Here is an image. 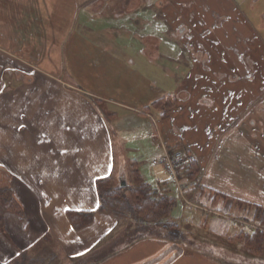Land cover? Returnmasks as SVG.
<instances>
[{"label": "rangeland", "instance_id": "1", "mask_svg": "<svg viewBox=\"0 0 264 264\" xmlns=\"http://www.w3.org/2000/svg\"><path fill=\"white\" fill-rule=\"evenodd\" d=\"M30 1L0 0V185L7 183L15 199H18L17 201L24 206L26 213L31 212L29 217L19 216L15 212L5 213V224L0 229V241L2 240L0 252H9L10 254L0 256V264L13 260L17 261L23 253L26 255V261L32 260V264H85L135 238H141L152 233L158 234L163 239L185 244L188 248L209 251L213 253L214 261H217L218 264H264V125L259 123L256 124L255 140L251 139L250 130L248 135L246 132L244 135L242 133L239 135L240 143H245L243 144L244 148L242 144L237 145L238 150L233 149L231 144L229 145L232 148L229 150V158H226L227 156L224 154L223 145L218 147L215 156V158H219L218 164L220 162L233 164L237 156L232 155V153L242 151V148L250 155L243 151L245 158L235 162L234 169L236 165L239 169L233 170L234 175L230 174L231 169L224 171L221 168L220 171L218 168L219 174L224 171L222 172L223 175L212 176L214 186H207V188H212L208 190L205 189L206 186L199 177L200 166L195 156L193 157L189 152H186L178 143L167 149L170 152L181 151L187 155V162L180 171L178 184L170 180L161 164L156 163L158 152L152 153V149L144 147L143 143L146 142V138L139 140L137 136V140L135 139L130 145V149L133 148L135 151L130 155L132 158H129L127 154L125 155L124 163L127 166L120 172V174L125 175L111 177V183L114 188L121 186H124L125 189L133 188L129 171L131 162L136 161L139 165L138 172L144 181L157 189L160 196L166 195L173 201L171 212L165 218H160V221L168 224L171 231L176 230L178 236H170L156 224L140 221L138 216L135 217L129 210L122 209L117 203L109 204L103 209L99 208L100 202L96 191L97 208L95 210L94 207H91L93 209L87 211H66L67 209H75V206L82 204L84 200H87L86 205L91 204L93 192L89 191L87 186H83L84 180L87 179L83 177L86 175H80L83 185H80L78 190L76 185H68L76 179L74 176L76 169L69 165L70 161L68 163L63 162L64 166L57 165L56 158H67L77 152L80 154L87 151L93 152L94 157L97 158L96 162L99 163L94 174L106 176L105 172L109 168H103V160L108 159L105 158L106 154H104L103 149L105 144L102 137L96 138V130L98 129L91 131L92 141L87 138L90 129L87 125L77 123L76 119L79 117L88 120L93 108L94 113L102 120H110L113 115L110 116L111 112L105 102L94 100L80 92H68L71 94L70 98H64L63 94L48 97L45 104L39 101L41 97L38 94L44 88L39 87L41 81L38 77L40 75L36 74L35 76L32 72L37 71L42 66L40 58L46 56L47 53L49 54L51 50H54L53 47L59 45V32L56 34L58 35L56 38L55 34L49 36L51 31L43 30V24L46 22H48V27L55 28L57 26L56 17L58 16L51 14H58L56 10L58 8L54 5L47 7V2L53 4L49 0H32V8L29 11L27 4ZM140 1L142 3L140 8L145 11L153 10L154 17L159 21V29L155 27L154 23L152 28L145 26L144 30L147 40L160 42V53L156 54L159 57L169 55L173 58L176 56L178 59L179 54H184L183 48H181L182 53H180L178 43H186L189 36V33L182 31L180 26L176 32H173L166 25L164 9L169 11V18L176 26L181 24L183 27L193 28L194 32L199 34L204 41L209 40V37L217 39L221 44H224V51L233 53L239 51L249 55L245 58L247 61L246 68L250 72L247 73L249 74L247 77L253 73L254 80L252 82V80L246 81V78H241L239 89L244 93H247V88L257 91L253 100L250 99V103L256 104L253 108L254 114L256 112L257 118L260 117L264 121V0ZM126 2L127 5L132 4V0H126ZM79 3L81 9L86 13L90 11L109 14L120 11L123 0H79ZM47 8L52 13L47 14ZM14 14H22L17 17H21L23 23L19 22L17 17L10 16ZM41 17H46L47 21L41 20ZM31 18H33L32 21ZM28 25L32 26L27 29ZM9 28H16V30L9 31ZM40 28L43 31L40 32ZM206 29L209 33L205 36ZM29 35L33 38L32 42L29 40ZM41 36H43L45 44L49 38L48 48L39 47V41L34 40L35 38L39 40ZM173 36L176 40L170 44L175 46L174 51H172L173 48L167 47V42L171 40L169 38ZM58 49L60 50V46ZM161 60L165 59L161 58ZM84 66L88 67L85 63ZM69 67L71 69V64ZM169 67L172 69L174 65L171 64ZM43 68L46 67L43 65ZM48 68L52 67L48 66ZM180 72H183L182 67ZM92 77L93 75L86 74L81 83L76 79L67 78L66 75L62 76V79L66 85L85 86L89 89L94 82ZM49 81L54 83L53 80L49 79ZM63 87L66 88L67 86L63 85ZM30 88L37 89L34 90V94L29 96L31 100L28 101L26 91H29ZM92 90L97 91L94 86ZM49 100L51 103L57 102V124L53 122L55 121L52 119L53 115L48 119L46 118L48 113L46 109L50 105ZM40 103L42 109L35 112L36 104ZM163 104L164 102L160 106ZM82 106L85 107L82 108ZM160 109L162 116L169 112L167 108L161 107ZM244 112L241 111L237 118L241 119ZM151 113L154 122L157 125L159 122L160 126L159 116H156L155 112ZM117 116L120 118L119 114ZM63 118V122L60 121L59 123V119ZM71 118L73 119L71 120ZM133 120L136 122L140 118H133ZM148 121L145 120L141 123L144 125L142 127L144 134H148L155 141L152 122ZM240 129L238 128L239 131H242ZM35 134L37 135L34 139ZM129 135L131 133H128ZM246 135L249 137L245 138ZM61 141H70L71 143L63 144ZM73 141L76 142L73 143ZM113 147L115 152H120L123 156L122 146L114 144ZM253 151L255 155L252 153ZM117 155L115 153V157ZM232 158L234 159L232 160ZM115 161L118 162L117 159ZM191 161L197 164V167L193 168L195 172L193 175L186 169L187 164ZM214 171L212 164L211 174ZM127 174L128 176H126ZM157 178L161 180L158 185ZM155 185L157 186L155 187ZM124 194L129 201L135 197V194L128 190ZM65 211L69 220V211L93 215L95 212H99L100 216L110 219L112 228L104 235V238L102 237V240L97 239L95 251L93 250L88 254L90 250H87L85 253L73 257L67 253L62 256L60 251L55 249V245L50 244L51 238L48 235H52V228L49 229V225L45 224V216H51L54 223L55 220L61 223L67 219ZM26 220L34 223L40 221L44 226L42 228V225L37 224L36 231L42 228L45 233L42 238L47 239L44 240L45 245L44 243L38 245L41 243L39 240L32 249L28 248L29 251L35 250L31 257L28 252L26 253L22 249L14 252L7 248L8 240L3 239L4 237L10 240V237H14L13 229H19L18 235H21L19 232L27 234L35 232V230L30 229ZM72 226L75 229H81L86 225L80 228L73 224ZM95 230L96 228L91 230L90 235L95 233ZM70 234L67 232L64 236L68 237ZM250 240L252 242H249ZM84 242L85 240H80L79 244ZM40 246H42L41 249Z\"/></svg>", "mask_w": 264, "mask_h": 264}, {"label": "crops", "instance_id": "2", "mask_svg": "<svg viewBox=\"0 0 264 264\" xmlns=\"http://www.w3.org/2000/svg\"><path fill=\"white\" fill-rule=\"evenodd\" d=\"M49 1H52L53 4L47 2L46 6H57L58 14L48 11V8L47 14L52 13L51 15L59 18L56 17L57 26L55 28L48 27V22H46L43 24V30L51 31L50 37L55 34L58 38L59 35L60 42L57 47H53L54 50L40 58L42 66L37 71L32 72L35 76L36 74L40 75L37 76L41 81L39 87L44 88L38 94L41 97L39 101L45 104L48 97L63 94L64 98H70V93L80 92L94 100L105 102L111 112L110 116L113 115L110 120H102L94 113L93 108L88 120L79 117L76 119L77 123L87 125L90 129L87 138L92 141L91 131L98 129L96 130V138L102 137L105 144L103 147L104 154H106L105 158L108 159L103 160V168H109L105 172L106 176L94 174L99 163L96 162L97 158L94 157L93 152L87 151L81 154L77 152L67 158H56L57 165L64 166L63 162L68 163L70 161L69 165L76 169L74 175L76 179L68 185H76L78 190L80 185H83L81 184L80 175H86L83 177L87 178L84 180L83 186H87L89 191L93 192L90 200L91 204L86 205L87 200H84L82 204L75 206V209H67L66 211H87L93 209L91 207H94V210L97 208V201H95L96 181L107 176L119 177L125 175L120 174L127 166L124 163L126 160L125 155L127 154L129 158H132L130 155L135 150L130 149V145L137 136L139 140L146 138V142L143 143L144 147L152 149V153L157 151V158L163 154L165 149L172 148L176 143L193 157L195 156L200 166L199 177L204 182L206 190L212 189L207 188V186H214L212 176L223 175L222 172L228 171V169H231L230 174L234 175L233 170L239 169L237 165L234 169L235 162L245 158L243 156V144L245 143H240L239 135L241 133L244 135V132L248 135L251 130L250 137L255 140L256 124L264 125V121L260 117L257 118L256 112L254 114L253 108L256 104L250 103V99L253 100L257 91L247 88V93H244L239 89L241 78H246V81L252 80V82L254 80L253 73L247 77L249 75L247 73L250 72L246 68L247 61L245 58L249 55L239 51L236 53L224 51V44L213 37H209L207 41L199 38V48L203 50L202 54L196 51L197 46L192 47L193 49L189 47L191 40L189 41L187 38L186 43H178L180 53H182L181 48L184 50V54H179L178 59H176V56L173 58L169 55L159 57L156 54L160 53V42H157L158 40H147L144 31L146 27L152 28L154 23L155 27L158 28L159 21L154 17L153 10L148 9L145 11L140 8L142 4L140 0H132L131 5H127L126 0H123L121 10L109 14L90 11L86 13L81 9L79 0ZM27 6L31 11L32 0L28 2ZM163 13L166 17V25L173 32H176L181 24L176 26L172 23L167 9H164ZM18 15L22 14L10 16L16 18ZM82 17L84 18L82 19ZM17 18L19 22L23 23L21 17ZM41 18V20H46V17ZM30 20L32 21L33 18ZM30 26L32 25H28L27 29ZM200 26L202 27V25ZM10 30L15 31L16 28H9ZM43 30L40 28V32ZM205 31L206 34L209 33L208 29ZM58 32L59 34L56 35ZM28 37L32 42V36L29 35ZM48 39L47 44L44 43L43 36L39 40L37 38L34 40L39 41V47L48 48ZM169 39L171 40L167 42V47L173 48L172 51H174L175 46L170 42H175L176 39H174V36ZM70 40H72V43H70ZM59 46L60 50L58 49ZM161 58L165 60H161ZM84 63L88 65L87 68ZM69 64H71V69ZM171 64L174 65L172 69L169 67ZM43 65L46 68H43ZM47 65L52 68H48ZM181 67L183 72H180ZM86 74L93 75L94 82L89 89L85 86L66 85V82L62 79V76L66 75L67 78L76 79L81 83ZM46 77L53 80L54 83ZM63 85L67 87L64 88ZM93 86L97 91L92 90ZM36 89L30 88L29 91H26L28 101L31 100L29 96L34 94ZM100 90L103 91V94ZM49 101L50 105L46 109L48 111L46 118L48 119L53 115L52 119L55 120L53 122L56 123L58 118L57 102L51 103V100ZM168 101L173 102V104L167 115L162 116L160 108L163 106H160V103ZM36 105L35 112H38L42 109V106L41 103ZM241 111L245 112L243 117L239 119L237 117ZM151 112H155L156 116H159L160 126L159 122L158 125L154 122ZM118 114L120 118H118ZM133 118H140V122L138 120L134 122ZM63 120L64 118L59 119V123ZM145 120L152 122L155 141L148 134H144L142 128L144 125L141 123ZM238 128H241L242 131H239ZM30 131L32 130L30 129ZM128 133H131V135L128 136ZM247 135L245 138L249 137ZM61 142L63 144L71 143L70 141ZM75 142L73 141V143ZM114 144L122 146L123 156L120 152L114 151ZM230 144L236 150H238L237 145L242 144V151L233 150L232 155L237 156L233 164L231 162V164L225 162L218 164L219 158H215L217 155L216 150L220 145H223L224 154L227 156L226 158H229ZM226 145L228 147H225ZM115 153L118 154L116 157ZM244 153L250 155L249 152L244 151ZM252 153L255 155L254 151ZM115 159L118 160L117 163ZM212 164L215 170L213 174H211ZM137 167L139 168L138 163ZM153 167L155 166L153 165ZM218 168L220 171L221 168L224 171L219 174ZM115 170L117 171L114 172ZM156 181L158 185L161 180L157 178ZM151 187L153 186L151 185ZM17 202L23 215L29 217L31 212L26 213L24 206L19 201ZM66 211L67 219L61 223L56 220L54 223L51 216H45V224L49 225V229L52 228V235H48L51 238L50 244L53 243L55 249L60 251L62 256L65 253L72 257L78 256L87 250H90L88 253L90 254L96 248L97 239L102 240L104 235L112 228L110 219L100 216L99 212H95L90 223L81 229H75L68 219ZM26 223L35 232L30 233L31 235L19 232L21 235H18L17 231L19 229H13L14 237H10V240L4 237L3 239L8 240L7 248L14 252L22 249L26 253L28 252L31 257L35 250L29 251L28 248L32 249L39 240H41V243L38 245H42V243L45 245L44 240L47 239L42 238L45 233L42 229L44 225L40 221L34 223L26 220ZM37 224L42 225V228L36 231ZM94 228H96L95 233L90 235L91 230ZM80 231L82 232L80 233ZM67 232L71 234L65 237L64 234ZM80 240H85V242L80 245ZM0 243H2V240ZM41 248L42 246H40ZM9 254V252H0V256ZM212 254L199 248H188L185 244L163 239L158 234L152 233L141 238H135L85 264H218L217 261H214Z\"/></svg>", "mask_w": 264, "mask_h": 264}, {"label": "trees", "instance_id": "3", "mask_svg": "<svg viewBox=\"0 0 264 264\" xmlns=\"http://www.w3.org/2000/svg\"><path fill=\"white\" fill-rule=\"evenodd\" d=\"M162 106L169 111L172 104L168 101ZM195 166L197 167V164L193 161L187 164L186 169L187 171H190L189 173H191V175L195 173L193 171ZM130 167V177L133 182L132 184L134 185L133 188L125 189L124 186L114 188L110 176L96 181V192L100 202L99 208L103 209L109 204L117 203L122 209L129 210V212L135 215V217L138 216L137 218H139L140 221L156 224L159 228L165 230L170 236H178L176 230L171 231L168 224L160 221V218H165L171 212L173 201L166 195L160 196L157 189L151 187L143 180L138 172L136 161L133 160ZM126 190L135 194L132 201H129L125 196L124 192ZM6 212H15L19 216L23 215L21 207L15 199L9 185L4 183L3 185H0V229L3 228L5 224L4 216ZM68 215L71 223L75 227L80 228L90 223L93 214L69 211ZM249 242L252 241L250 240ZM25 256L26 255L23 253L20 255L21 258L19 257L20 259L17 261L13 260L4 264H32V260L26 261Z\"/></svg>", "mask_w": 264, "mask_h": 264}, {"label": "built area", "instance_id": "4", "mask_svg": "<svg viewBox=\"0 0 264 264\" xmlns=\"http://www.w3.org/2000/svg\"><path fill=\"white\" fill-rule=\"evenodd\" d=\"M186 156L184 152H170L165 149L163 154L157 158V163L164 167L170 180L175 184H178L180 171H182L184 164L187 162Z\"/></svg>", "mask_w": 264, "mask_h": 264}, {"label": "flooded vegetation", "instance_id": "5", "mask_svg": "<svg viewBox=\"0 0 264 264\" xmlns=\"http://www.w3.org/2000/svg\"><path fill=\"white\" fill-rule=\"evenodd\" d=\"M190 26V25H189ZM180 27L182 28V31L184 30V31H186L187 33H190L189 34V36H188V40L190 41L189 42V47L190 48H194L195 46H197L198 48H196V51H198V52H201V53H203V50L201 49V48H199V38H202V37H200L199 36V34H196L195 32H194V30H193V28H191V27H188L187 26V28L186 27H183V25H180ZM195 33V34H194ZM196 35V37H194ZM202 35H203V33H202ZM207 34L205 33V36H206ZM205 41H207V39L205 40ZM210 42V41H209ZM192 48V49H193Z\"/></svg>", "mask_w": 264, "mask_h": 264}, {"label": "water", "instance_id": "6", "mask_svg": "<svg viewBox=\"0 0 264 264\" xmlns=\"http://www.w3.org/2000/svg\"><path fill=\"white\" fill-rule=\"evenodd\" d=\"M122 185H124V183H122Z\"/></svg>", "mask_w": 264, "mask_h": 264}]
</instances>
